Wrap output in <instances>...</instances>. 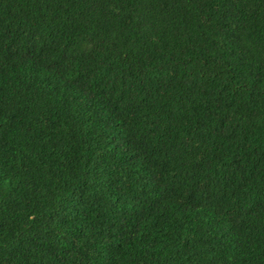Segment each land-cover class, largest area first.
<instances>
[{"label":"trees","instance_id":"obj_1","mask_svg":"<svg viewBox=\"0 0 264 264\" xmlns=\"http://www.w3.org/2000/svg\"><path fill=\"white\" fill-rule=\"evenodd\" d=\"M0 264H264V0H0Z\"/></svg>","mask_w":264,"mask_h":264}]
</instances>
